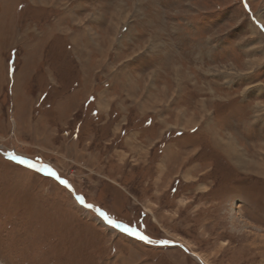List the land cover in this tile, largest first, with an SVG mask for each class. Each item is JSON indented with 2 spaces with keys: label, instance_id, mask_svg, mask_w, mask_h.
I'll list each match as a JSON object with an SVG mask.
<instances>
[{
  "label": "rangeland",
  "instance_id": "obj_1",
  "mask_svg": "<svg viewBox=\"0 0 264 264\" xmlns=\"http://www.w3.org/2000/svg\"><path fill=\"white\" fill-rule=\"evenodd\" d=\"M262 12L264 0H0V263L264 264V157L237 130L248 104L212 97L243 62L238 42L264 38Z\"/></svg>",
  "mask_w": 264,
  "mask_h": 264
},
{
  "label": "crops",
  "instance_id": "obj_2",
  "mask_svg": "<svg viewBox=\"0 0 264 264\" xmlns=\"http://www.w3.org/2000/svg\"><path fill=\"white\" fill-rule=\"evenodd\" d=\"M256 31L249 32V35H246L238 42V46L243 52V62L241 63L240 60L238 63L232 62L235 69L231 74H234V76L222 77V81L225 82L217 83L216 81H213L212 87L214 90L212 97L214 99L218 98L217 94H219V96H223V101L238 100L241 102V106L244 110L248 104L247 115L249 118H243V125L240 126V128H237V130L246 140H248L250 146L255 147L260 155L264 157V50H260L255 44L257 43L258 45L261 44L264 46V38L262 37V33L257 35ZM249 36L253 41L255 40V42L244 44ZM257 36H259L260 39L255 38ZM217 65V71L214 72L215 68H213L212 74L213 76L220 78V71H224L223 69H220V65L223 64L217 63ZM237 89H239V91H237ZM176 115L177 112L175 113V116ZM252 116L254 118H251ZM226 135L232 140H235L236 138L231 133H227ZM229 138L225 139L229 144L221 139L220 141L222 142L218 143L219 147L230 159L245 161L247 156L243 158L241 151L238 158L235 156V154H238L236 150L239 149L238 147L236 148L233 146L236 141L234 143L229 140ZM242 150L246 152V149L242 148ZM259 166L264 169V166L261 163Z\"/></svg>",
  "mask_w": 264,
  "mask_h": 264
},
{
  "label": "snow or ice",
  "instance_id": "obj_3",
  "mask_svg": "<svg viewBox=\"0 0 264 264\" xmlns=\"http://www.w3.org/2000/svg\"><path fill=\"white\" fill-rule=\"evenodd\" d=\"M6 155L8 156L10 160L17 162L18 164L26 165L28 168L34 169L37 172L46 173L48 176L54 177L56 180H58L61 184L65 185L66 187L68 188L72 187L71 184H69L67 180L62 179L60 175L50 165L40 162L39 158H37V160L34 161L24 156L17 155L14 152L6 153ZM77 200L79 201L81 205H84L86 208H89V209L94 208V205L86 203L83 196H77ZM96 212L103 219V221L107 223V225H110L114 229H119L121 232L126 233L129 236L137 237L139 240L147 241L148 243H162V244L170 243V241H167V240L153 241L147 235L139 231L137 227H133L130 224H126V223H123L121 221L114 219L102 209L97 208Z\"/></svg>",
  "mask_w": 264,
  "mask_h": 264
},
{
  "label": "bare ground",
  "instance_id": "obj_4",
  "mask_svg": "<svg viewBox=\"0 0 264 264\" xmlns=\"http://www.w3.org/2000/svg\"><path fill=\"white\" fill-rule=\"evenodd\" d=\"M260 16L263 18L264 17V12L260 13ZM196 256H198L197 253H195ZM1 264V263H0Z\"/></svg>",
  "mask_w": 264,
  "mask_h": 264
},
{
  "label": "trees",
  "instance_id": "obj_5",
  "mask_svg": "<svg viewBox=\"0 0 264 264\" xmlns=\"http://www.w3.org/2000/svg\"><path fill=\"white\" fill-rule=\"evenodd\" d=\"M5 262V261H4ZM5 263H7V262H5ZM8 264H12L11 262H9Z\"/></svg>",
  "mask_w": 264,
  "mask_h": 264
},
{
  "label": "flooded vegetation",
  "instance_id": "obj_6",
  "mask_svg": "<svg viewBox=\"0 0 264 264\" xmlns=\"http://www.w3.org/2000/svg\"><path fill=\"white\" fill-rule=\"evenodd\" d=\"M152 247V246H151Z\"/></svg>",
  "mask_w": 264,
  "mask_h": 264
}]
</instances>
